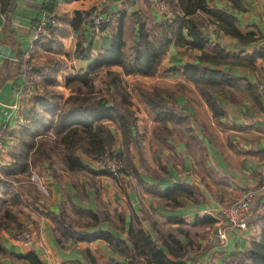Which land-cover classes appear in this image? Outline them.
Returning <instances> with one entry per match:
<instances>
[{"label":"crops","instance_id":"1","mask_svg":"<svg viewBox=\"0 0 264 264\" xmlns=\"http://www.w3.org/2000/svg\"><path fill=\"white\" fill-rule=\"evenodd\" d=\"M51 1L56 6L49 14L42 0H0V9L7 7L0 14V47L15 51L13 59L0 56V131L5 144L0 152V264H30L29 255L41 264H91L87 252L96 264H126L128 259L115 254L106 242L86 237L101 230L124 240L130 224H139L153 238L163 235L161 230L196 228L201 254L197 264H224L230 256L241 257L259 237L258 217L253 215L245 227L232 230L217 220L216 213L256 186L257 171L264 163V54L259 51L264 42V0H241L243 11L233 10L226 0L208 1L210 9L231 13L238 31L251 36L243 44L219 32L204 50L213 54V47H219L231 63L214 68L231 81L223 85L224 95H215L223 115L218 119L196 86L171 71L197 63L199 50L171 45L158 72L149 78L124 76L118 67L110 69L123 85L138 82L141 91H169L186 114L178 126L163 125L133 88L128 93V110L135 122L126 150L115 141L121 135L115 123L102 120L92 124L107 131L114 141L112 150L129 159L130 176L125 181L98 172L97 162L82 152L91 133L79 131L82 142L75 155L83 170L67 168L68 152L60 143L66 131H55L64 122L62 115L73 107L70 98L77 94V85L66 86V78L83 75L98 54L110 47L116 32L128 48L137 40L139 23L150 30L175 21L180 12L171 9L168 0H163L164 13L156 12L149 0ZM96 6L117 13L116 22L96 34L83 25L75 30L76 14ZM48 15L55 17L57 25L35 41L34 28ZM80 39L88 57L76 56ZM26 53L31 55L33 70L24 81L21 68L17 69V55ZM81 90L79 97L101 96L108 100L106 107L112 106L114 89H108L101 76L95 78L93 91ZM44 96L49 104L57 105L46 115L40 105ZM71 118L68 114L66 122ZM34 124L38 128L31 137L32 148L24 150L29 172L13 174L20 143H28ZM177 184L193 187L194 195L187 198L169 193ZM257 203L263 209L264 196L253 205ZM88 212L101 213L107 222L88 227L92 222ZM22 234L29 239L22 240Z\"/></svg>","mask_w":264,"mask_h":264},{"label":"trees","instance_id":"2","mask_svg":"<svg viewBox=\"0 0 264 264\" xmlns=\"http://www.w3.org/2000/svg\"><path fill=\"white\" fill-rule=\"evenodd\" d=\"M168 1L171 9H177L181 13V17L177 16L175 21L158 25L150 30L146 28L145 24L139 23L137 40H134L128 48H126L121 34L116 32L112 35L110 47L98 54L83 75L66 78V86L77 85L75 91L77 94L70 98L73 107L62 115L61 118L64 122L58 125V129L55 131L59 134L66 131L60 138V143L65 146L68 152L64 162L70 171L78 172L83 170L79 157L75 155L76 149L80 147L82 142L79 131L86 135L92 134L88 147L86 145L82 152L88 154L97 162L107 154L114 141L107 131L100 125L93 127V123H98L102 120L112 121L117 125L126 144L132 134L134 119L132 113L128 110L130 104L128 94L119 76L116 72L110 71V69L118 67L124 76L153 77L158 72L163 56L171 45L184 44L191 50L201 51V54L196 58L197 63L187 64L182 69L173 68L171 71L184 76L196 86L215 119L223 116L216 102L215 95H224L223 85H230L231 81L214 68L230 65L231 63L227 55L219 47H213V54L204 51L207 47H210V43L205 38L202 28L208 25H216L218 30L224 35L234 38L243 44L249 42L251 36L242 35L238 31L235 25L236 19L231 13L216 8L210 9L208 7L209 0ZM226 1L230 3L233 10H244L241 0ZM55 6L56 3L48 0L47 5H43V9L51 14ZM6 8L5 5H2L0 14ZM82 15L81 13L76 14L73 20L75 30H78L81 26ZM81 47L82 42L80 39L77 44L76 56L88 57L86 51L82 50ZM22 59L23 57L18 54V70L23 64ZM235 59L238 60L236 57ZM205 64H208V66H205ZM97 76H101L102 83L108 89L111 87L114 89L111 94L113 102L110 107H106L108 100L101 96L96 98L92 96L79 97V93L82 91L81 87L93 91L94 80ZM139 93L142 100L152 109L154 119L163 125L166 122H171L174 126L183 123L186 114L178 108L172 93L160 88H154L151 92L140 90ZM48 101L45 96L44 99L40 100V105L45 115L53 112L57 107L56 104H49ZM68 114H71L72 118L66 122L65 119ZM35 118L42 119L37 114H35ZM32 128L34 131L30 134L28 143H25V141L20 143V155L17 156V160L11 168L13 174H27L29 172L28 157L24 150L29 151L32 148L33 141L31 137L34 138L37 135L35 130L38 127L34 124ZM116 156L119 158V154H116ZM126 168L131 169L129 160ZM122 173L128 174L127 171H122ZM193 191V187L185 184H177L168 190L169 193H176L177 196L183 195L187 198H191L194 195ZM88 215L92 220L88 227L95 228L100 226L101 222H107V218L103 217L101 213L93 214L88 212ZM211 223H214V221L211 220ZM134 226V224L129 225L126 239L124 240L115 237L111 232H103L101 230H98L96 235L86 238L96 237L95 239L106 242L115 254L128 259L126 264H187L190 261L196 262L201 255L197 251H193L192 242L189 241L188 233L184 229H169L167 234L162 235L159 233L157 238H153L139 224H136V227ZM153 229L157 231L155 226H153ZM182 237L184 238L183 241H181ZM86 256L91 264H96L89 252H87ZM26 259L30 264H41L33 255H29ZM224 264H264V220L260 227L259 237L251 242L250 248L241 257H228Z\"/></svg>","mask_w":264,"mask_h":264},{"label":"built area","instance_id":"3","mask_svg":"<svg viewBox=\"0 0 264 264\" xmlns=\"http://www.w3.org/2000/svg\"><path fill=\"white\" fill-rule=\"evenodd\" d=\"M152 7L158 13H164L166 11V5L163 0H149ZM43 5H47L48 0H42ZM118 19L117 13H110L103 9L102 6H96L87 14L82 15L81 25L85 26L90 34H96L103 29L110 27ZM57 25L55 17L48 15L44 19H41L35 26L33 32V39L37 41L39 36ZM205 38L211 40L220 32L216 25H208L203 29ZM259 51L264 54V42L259 46ZM22 66L20 70V76L24 81H27L30 73L33 70L32 58L30 53L23 55ZM4 136L0 131V152L4 149ZM115 165H119L117 158H113ZM117 162V163H116ZM112 173H115L114 167L109 169ZM256 186L253 189L246 190L242 193L239 200L234 201L227 206L220 208L217 211V220L223 222L232 230H238L245 227L252 219L251 207L256 198L264 196V163L260 166L256 174ZM24 241L29 239L28 236L23 235Z\"/></svg>","mask_w":264,"mask_h":264},{"label":"rangeland","instance_id":"4","mask_svg":"<svg viewBox=\"0 0 264 264\" xmlns=\"http://www.w3.org/2000/svg\"><path fill=\"white\" fill-rule=\"evenodd\" d=\"M92 10V9H91ZM90 10V11H91ZM88 13V12H87ZM87 13H83V15L84 14H87ZM180 17H181V13H180ZM204 29V28H203ZM33 67V66H32ZM30 76V75H29ZM29 79V78H28ZM102 82V81H101ZM123 87H124V89H125V91H126V93L128 94V93H130L129 91L130 90H132L133 91V88H135L138 92L140 91V85H139V83L138 82H129V83H125L124 85H123ZM153 90V89H152ZM151 90V91H152ZM151 91H149V92H151ZM140 94V93H139ZM141 98V97H140ZM142 99V98H141ZM111 101H112V97H111ZM128 101H129V103H130V95L128 94ZM143 101V100H142ZM113 102V101H112ZM132 113V112H131ZM132 115H133V113H132ZM133 119H134V117H133ZM134 122H135V120H134ZM119 130V129H118ZM157 131L159 132V133H165V135H166V131L164 130V129H157ZM116 143L118 144V145H120V149H125L126 150V148H127V144H128V141H127V144L124 142V140H123V138H122V135H120L118 138L116 137ZM114 144V143H113ZM162 144V143H161ZM123 152V151H122ZM116 154H118V153H116V152H114V150H112V148L110 147V149L108 150V152H107V154L105 155V156H103L102 157V159H100V161L99 162H97V164H96V168H97V171L98 172H101V173H103L104 175H107V176H110V177H113V178H116V179H119V180H122V181H125V179L126 178H129V177H127V176H130V170L129 169H127L126 167H127V163H128V158L126 157V156H124V154H119V158H117V156H116ZM114 156V157H116L117 159V162L119 163V165L117 164V166L115 165V163H114V157H112V156ZM116 162V163H117ZM112 167H114V169L116 170L115 171V173H112L111 171H109V169H111ZM105 171V172H104ZM122 171H127V173L128 174H123L122 173ZM255 179H256V177H255ZM249 190V189H248ZM242 196V195H241ZM261 197V196H260ZM239 200V199H238ZM237 201V200H236ZM254 203V202H253ZM230 204V203H229ZM228 205V204H227ZM227 205H225V206H227ZM225 206H222L221 208H223V207H225ZM253 215H256L257 217H258V220L257 221H259L260 222V225L263 223V220H264V208L262 209V207H261V205L259 204V203H257V205L255 204V205H253L252 204V208H251V217L253 216ZM180 229V228H179ZM181 229H184L185 230V228H181ZM161 231H163V232H161V233H163L164 235L165 234H167L168 232L167 231H164V230H161ZM185 231H187V233H188V235H190L191 236V238H189V241H191L192 242V249H193V251L194 252H198L199 251V248H198V246H197V244H196V241H197V237L199 236V234H197L198 232H197V229L196 228H187ZM22 235H24V234H22ZM26 235V234H25ZM24 235V236H25ZM26 236H28V235H26ZM22 240H24L23 238H22ZM187 264H197V262H192V261H190V262H188Z\"/></svg>","mask_w":264,"mask_h":264},{"label":"water","instance_id":"5","mask_svg":"<svg viewBox=\"0 0 264 264\" xmlns=\"http://www.w3.org/2000/svg\"><path fill=\"white\" fill-rule=\"evenodd\" d=\"M0 56L8 59H13L15 56V51L0 47Z\"/></svg>","mask_w":264,"mask_h":264}]
</instances>
